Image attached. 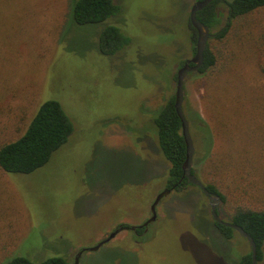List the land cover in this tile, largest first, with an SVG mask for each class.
Segmentation results:
<instances>
[{"label":"rangeland","instance_id":"obj_1","mask_svg":"<svg viewBox=\"0 0 264 264\" xmlns=\"http://www.w3.org/2000/svg\"><path fill=\"white\" fill-rule=\"evenodd\" d=\"M116 1L121 12L79 24L71 0H0V146L20 137L47 100L60 102L73 124L67 142L44 166L27 174L0 168V263L22 255L35 264L52 256L73 264L79 250L95 246L119 224L146 221L166 187L169 162L151 120L175 94L177 70L194 54L189 14L198 0ZM226 3H219L222 22L212 33L227 23ZM110 24L131 43L105 55L100 35ZM231 42V47L213 42L214 50L221 45L224 53L238 57L229 95L217 101L219 88L210 87L229 72L219 67L208 74L191 72L184 108L210 124L220 151L229 137L242 153L247 140L246 153L256 158L258 133L249 119L255 104L253 115L264 132V13L237 21ZM200 125L190 123L193 165L201 175L219 179L232 205L242 194L235 187L242 179L206 159L210 154ZM260 166L243 184L260 187L258 202L264 204V162ZM220 210L228 221L229 203ZM157 211L148 233L124 229L98 250H86L80 264H235L251 251L239 232L231 239L219 232L209 200L196 185L173 190Z\"/></svg>","mask_w":264,"mask_h":264},{"label":"trees","instance_id":"obj_2","mask_svg":"<svg viewBox=\"0 0 264 264\" xmlns=\"http://www.w3.org/2000/svg\"><path fill=\"white\" fill-rule=\"evenodd\" d=\"M219 3H221L220 0L212 1L197 13L198 19L207 24L211 29L219 27L222 22ZM226 4L229 13L227 23L221 26L210 37L204 55V63L197 71L200 74H208L209 71H214L219 67L221 69L220 72H229L227 74L229 76L219 77L210 86L212 89L219 88V92L216 95L217 101L228 96L232 90L230 86L232 85L230 78L232 73L230 72L234 70L238 57L235 53H224V47L221 45H216V50H214L213 42L215 40L221 41L225 44V47H228V45L231 47L232 42L230 43V40L233 25L237 21H243L244 18L254 17L257 13L258 15L264 13V0H227ZM121 11V6L115 0H71V14L79 24L101 22ZM251 32L245 36L239 33L237 40H240L241 43L244 37L250 36ZM192 41L193 50L195 51V33L193 34ZM130 43L131 38L123 33L115 24L106 26L100 35V50L105 55L115 54ZM252 105H254L250 107L253 111L251 114L252 119L249 120L252 124V131L258 133L257 144L259 152L256 158L246 153L249 150L247 140L242 145V153H236L233 145L235 140L229 137L225 141V148L220 151V148L214 145L213 130L210 124L202 119L197 112L186 110L185 108L184 110L190 123H201L200 126H202L201 129L205 135L207 154H210L206 159L211 164L216 165L217 168L220 167L224 171L228 170L229 172L234 171L237 173V176L242 181L236 182L235 187L240 189L242 194L237 195L232 205H230L229 193L224 191L221 183L218 181L219 179L213 173L207 172L203 176L199 168L194 165L193 172L210 191L221 196L222 204L227 205L229 203L228 211L230 214L228 221L241 225L252 235L257 244L258 264H264V204L258 202L261 200L257 197L259 196L260 187L252 181H248V185L243 184V181H247L246 177L250 174H258L260 163L264 162V132L259 131L258 126L260 124L256 119L257 116L255 118L253 115L256 106L255 104ZM235 113L239 114L240 112L236 111L235 108ZM151 123L157 132L160 151L169 162L165 186L168 188L176 186L174 190L181 191L190 184L194 185L184 176L183 163L186 159V142L182 133L181 119L175 108V94L165 100L164 104L156 111ZM72 132L73 124L60 102L57 100H47L39 106L25 132L20 137L0 146V168L10 173H31L44 166L50 160L52 154L67 142ZM242 170L244 173L246 172L244 175L241 173ZM244 187L249 188V192ZM250 193H252V196ZM248 199H255L254 204L248 203ZM214 224L227 239H231L233 233L236 231L234 228L221 225L215 220ZM0 264L35 263L26 256L15 255ZM41 264L72 263L69 258L52 256L42 261ZM235 264H252L251 251L240 255Z\"/></svg>","mask_w":264,"mask_h":264},{"label":"water","instance_id":"obj_3","mask_svg":"<svg viewBox=\"0 0 264 264\" xmlns=\"http://www.w3.org/2000/svg\"><path fill=\"white\" fill-rule=\"evenodd\" d=\"M211 1L212 0H198L192 5L190 9V22L197 32L196 50L195 54L191 58H188L186 62L177 70L176 75L175 108L178 116L181 119L182 133L186 142V159L183 163V171L184 176L187 177L192 184L198 186L203 192V194L208 198L211 207V214L214 220L221 225L234 228L237 232L241 234V236H243L248 241L251 248L252 264H258L257 244L252 235L248 233L241 225L226 221L222 218L220 213V206L222 204L221 196L215 192L210 191L203 183V181L199 179L198 176L193 172V158L195 146L190 131V122L184 110L185 81L189 73L197 72L204 63L205 51L207 49L208 41L213 35V33L211 31V28L207 24L198 19L197 13L198 11L206 7ZM175 187L176 186H173L171 188L165 187L162 191L157 194L151 205V216L144 223L140 225H131L126 227L123 225L119 226L118 228L113 230L108 237L101 240L95 246L79 250L77 252L73 264H80L82 255L86 250H98L103 244L113 239L119 232L124 229H131L135 231L138 227H144L145 232H147L149 229V225L157 220V207L160 201L164 197L168 196L175 189Z\"/></svg>","mask_w":264,"mask_h":264},{"label":"flooded vegetation","instance_id":"obj_4","mask_svg":"<svg viewBox=\"0 0 264 264\" xmlns=\"http://www.w3.org/2000/svg\"><path fill=\"white\" fill-rule=\"evenodd\" d=\"M115 1H116V0H115ZM212 1H215V0H212ZM212 1H211V2H212ZM220 1H225V0H220ZM116 2H117V1H116ZM211 2H210V3H211ZM117 3H118V2H117ZM118 4H119V3H118ZM189 23H190V26H191L192 24H191V22H190V14H189ZM191 27H192V29H193V31H194L192 34L195 33V35H196V40H197V32H196V30L193 28V26H191ZM192 36H193V35H191V37H192ZM192 48H193V46H192ZM195 50H196V43H195ZM193 52H194V54H195V51H193ZM194 54H193V55H194ZM187 59H188V58H187ZM187 59H185L184 63L186 62ZM184 63H183V64H184ZM183 64H182V65H183ZM182 65H181V66H182ZM181 66H180V67H181ZM180 67H179V68H180ZM220 213H221V210H220ZM221 216H222V215H221ZM222 218H223V217H222ZM144 222H145V221H144ZM144 222H143V223H144ZM121 225H123V224H119V226H121ZM119 226H118V227H119ZM123 226L126 227L127 225H123ZM149 226H150V225H149ZM118 227H117V228H118ZM144 229H145L144 227H138L135 231H134V230H133V231L135 232L136 235H139V236H140V235H144V234L148 233V231L145 232ZM148 230H149V229H148ZM76 255H77V254H76ZM75 257H76V256H75ZM74 260H75V259H74Z\"/></svg>","mask_w":264,"mask_h":264}]
</instances>
